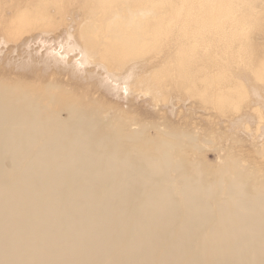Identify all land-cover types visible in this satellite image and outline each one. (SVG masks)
Listing matches in <instances>:
<instances>
[{"label": "bare ground", "instance_id": "bare-ground-1", "mask_svg": "<svg viewBox=\"0 0 264 264\" xmlns=\"http://www.w3.org/2000/svg\"><path fill=\"white\" fill-rule=\"evenodd\" d=\"M193 1L185 0L190 26L193 13L215 6ZM219 17L210 12L206 32L225 38L247 29L246 23L240 29L231 22L217 26ZM200 35L186 37L191 59L195 48L210 50L209 40L197 42ZM67 38L65 52H76L69 54L75 65L96 64L110 79L127 81L130 74L111 71L115 60L99 48L89 27L78 34L67 30ZM251 41L244 42V56L259 49ZM227 44L218 57L227 53ZM182 73L194 96L209 93L196 86L195 70ZM139 82L137 96L149 95L157 108L167 101L161 89ZM123 90L133 97L131 88ZM209 94L222 96L216 87ZM58 107L0 83V264H264V172L243 171L231 159L225 172L203 171L188 159L187 167L171 148L182 156L194 140L188 132L164 131L152 140L125 116L105 124L93 108L74 102ZM63 109L67 116L60 117Z\"/></svg>", "mask_w": 264, "mask_h": 264}, {"label": "rangeland", "instance_id": "rangeland-1", "mask_svg": "<svg viewBox=\"0 0 264 264\" xmlns=\"http://www.w3.org/2000/svg\"><path fill=\"white\" fill-rule=\"evenodd\" d=\"M251 1L210 0L215 6L203 14L193 13L190 26L185 0H0V35L9 40L4 44L0 39V83L54 102L58 109L71 102L93 108L105 124L125 116L138 123L135 127H144L142 135L152 140L165 136L164 131L188 132L194 136L192 144L183 148L182 156L174 153L176 146L171 154L199 163L203 171H228L232 166L225 162L231 159L243 171L263 173L264 0ZM210 12L219 14L217 26L231 22L240 29L246 23L247 29L238 37L210 34L206 32ZM40 15L48 23H42ZM84 27L90 28L108 59L115 60L111 71L130 74L124 84L110 79L99 65L77 66L69 59L76 52H65L67 30L78 34ZM41 29L48 31L44 34ZM198 34L202 35L197 42L209 40L210 50L195 48L198 53L191 59L186 37ZM223 40L231 47L218 57ZM247 41L259 46L255 56L243 55ZM183 70H195L198 88L210 93L216 87L222 96H194L190 82L182 83ZM140 78L143 85L167 95L166 102L159 101L163 103L159 109L149 95H136L143 83ZM125 86L131 88L132 98L126 96ZM65 116L63 109L60 117ZM180 138L187 140L184 135Z\"/></svg>", "mask_w": 264, "mask_h": 264}]
</instances>
